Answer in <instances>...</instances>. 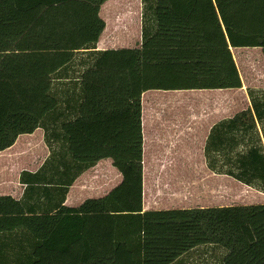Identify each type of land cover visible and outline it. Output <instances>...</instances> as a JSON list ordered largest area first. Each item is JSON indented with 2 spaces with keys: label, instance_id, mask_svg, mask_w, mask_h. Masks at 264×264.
<instances>
[{
  "label": "trees",
  "instance_id": "1",
  "mask_svg": "<svg viewBox=\"0 0 264 264\" xmlns=\"http://www.w3.org/2000/svg\"><path fill=\"white\" fill-rule=\"evenodd\" d=\"M106 1L0 0V151L39 127L50 148L22 172V200L0 196V264H188L208 245L225 253L206 264H264V203L144 210L142 128L147 90L242 87L232 48L264 53V0H142L141 46L97 49ZM250 97L213 127L205 156L264 193V91ZM106 158L122 181L65 205Z\"/></svg>",
  "mask_w": 264,
  "mask_h": 264
},
{
  "label": "crops",
  "instance_id": "2",
  "mask_svg": "<svg viewBox=\"0 0 264 264\" xmlns=\"http://www.w3.org/2000/svg\"><path fill=\"white\" fill-rule=\"evenodd\" d=\"M100 39L97 49H106L101 46ZM255 89H247L243 84L240 88L150 89L142 94L144 210L186 208L178 205L180 200L177 198V186L185 184L187 179V175L181 170L190 169L194 173L196 169H200L202 166V163H199L200 156L204 159L203 164L209 168L205 147L211 130L221 121L231 119L251 107V91L254 94L264 91V88L258 91ZM152 92L154 94H151ZM196 99L200 101L199 106L194 102ZM156 101L163 104L165 111L147 113V109L155 108V104L158 103ZM185 105H188L186 118L185 115L175 112L180 109L179 106ZM199 107L200 111L197 109ZM146 113L150 115L151 130L148 132L145 123ZM258 128L262 134L259 124ZM36 138L43 140L47 152ZM20 141L27 144L21 145ZM38 149L44 151L43 159L37 155ZM26 154H29L27 159ZM49 154L50 148L41 127L33 133L19 135L12 146L0 151V196L22 200L27 188V184L21 180L22 172H36ZM92 174L93 176L95 174L96 180L91 181L89 176ZM122 177L111 158L102 159L75 180L67 193L65 205L75 207L88 198L103 197L122 181ZM28 202L36 204L38 211H42L48 200L43 195L35 194L28 196ZM162 204L165 206L161 207ZM193 207L196 206L188 208Z\"/></svg>",
  "mask_w": 264,
  "mask_h": 264
},
{
  "label": "rangeland",
  "instance_id": "3",
  "mask_svg": "<svg viewBox=\"0 0 264 264\" xmlns=\"http://www.w3.org/2000/svg\"><path fill=\"white\" fill-rule=\"evenodd\" d=\"M100 13L106 22V27L100 39L102 47L106 49H118L141 46L143 25L142 0H108L103 4ZM232 52L245 88H256V91L264 88V53L262 48H232ZM151 94H154V92ZM180 94L177 95L180 96ZM183 94L190 95L191 93ZM171 95L174 96L173 94ZM165 96L166 95H164V97ZM172 96L170 98H172ZM188 97L189 96H187V98ZM194 102L198 106L200 105L198 99L194 100ZM178 108L180 109L175 112L185 115L186 118L188 105L184 107L179 106ZM197 109L200 111V107ZM146 111L147 113L150 111L164 112L165 109L163 104L158 102L155 104L154 109H147ZM147 113L145 116V123L148 132L151 130V126L149 120L150 115ZM36 139L41 142L44 148L43 140L39 138ZM20 144L25 145L27 143L20 141ZM37 153V155H40V158L43 159V157H45L44 151L38 149ZM28 155L29 154L25 155L26 159L29 157ZM200 157L199 163H202L200 169H196L194 173L190 169L181 170L182 173L187 175V179L185 184L177 186V198L180 200L178 205L188 208L190 206L208 207L264 203V193L262 191L250 187L229 175L212 171L203 164L204 159L202 156ZM95 177V174L94 176L93 174L89 176L91 181L96 180ZM160 206L164 207L165 205L162 204ZM223 253H225L223 248L212 245L202 246L192 253L191 262L188 264L215 263Z\"/></svg>",
  "mask_w": 264,
  "mask_h": 264
}]
</instances>
